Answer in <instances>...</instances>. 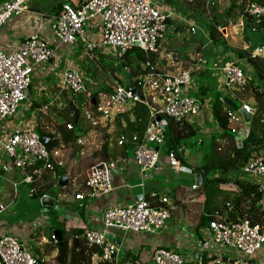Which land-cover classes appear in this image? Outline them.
Returning a JSON list of instances; mask_svg holds the SVG:
<instances>
[{
    "label": "built area",
    "instance_id": "built-area-1",
    "mask_svg": "<svg viewBox=\"0 0 264 264\" xmlns=\"http://www.w3.org/2000/svg\"><path fill=\"white\" fill-rule=\"evenodd\" d=\"M30 0H10L0 5V29L12 16H17L29 9ZM246 16L257 21L264 28V3L250 1L245 7ZM173 15L158 3V0H86L80 6L63 3L57 16L50 25V36L59 45L72 46L82 41L88 53L96 48L94 42L86 41L84 27L93 19H98L101 27L99 45L107 53L121 58L130 49H139L144 53H158ZM191 33L196 32V25H187ZM54 48L47 36L33 33L24 38L17 47L0 48V146H2L12 166L22 173L25 183L34 185L40 182L46 171H53L61 150L48 149L40 135L32 128L15 127L11 130L5 124L23 106L27 100L32 77L41 64L47 63L54 56ZM262 56L264 47H257L251 58ZM217 66H215L216 68ZM142 72L134 79L133 85L117 83L112 94L87 114L91 125L99 121L98 115L109 117L125 109L128 102H138L148 109V123L142 136L128 138L120 135L116 143L119 146L132 142L131 150H125L124 163L128 173L135 181L120 184L122 188H143L145 179L158 168L159 162H167L175 170H193L182 166L175 151H169L162 158L161 148L167 145L166 130L168 121L187 122L198 115L201 101L190 95L191 83L189 70H178L174 75L159 71L150 59L141 64ZM223 85L227 90L243 89L248 84V77L241 66L226 61L220 67ZM63 89L69 98L85 90L82 74L74 69L63 72ZM133 90L137 95L133 94ZM241 110L251 116L256 107L242 102L235 110H226L225 117L231 126L229 131L240 144L248 135L249 122L243 118ZM125 111V110H124ZM123 111V112H124ZM163 116L167 117L164 118ZM243 122V129L232 123ZM67 128L70 125L67 124ZM78 144L83 140L76 138ZM118 160L109 159L92 167L87 174L85 191L74 194L77 209L86 210L90 200L110 194L114 189L115 171ZM245 175L262 195L264 202V152L248 158L242 165ZM197 187L196 184L192 189ZM37 188V186H36ZM34 190V189H33ZM50 194L44 193L42 197ZM156 200H134L132 203L105 208L99 214L84 211L81 223L82 234L89 245L100 249L102 259L116 261L120 251L108 237L109 228H118L133 233L154 234L163 229L170 218L169 198L166 195L152 193ZM4 206L0 204V211ZM57 213L59 220H67L68 208ZM80 223V224H81ZM177 245L181 249L167 247L163 243L151 252L153 264H185L186 258L212 252L225 259L217 258L218 264H255V258L264 248V223H253L248 219L227 222L213 216L200 230L199 237L188 231L180 230ZM42 264V260L33 255L23 242L15 236L4 233L0 236V264ZM264 264V263H263Z\"/></svg>",
    "mask_w": 264,
    "mask_h": 264
},
{
    "label": "crops",
    "instance_id": "crops-1",
    "mask_svg": "<svg viewBox=\"0 0 264 264\" xmlns=\"http://www.w3.org/2000/svg\"><path fill=\"white\" fill-rule=\"evenodd\" d=\"M5 1L10 0H0V5ZM85 1L86 0H33L32 2H30L29 9L27 11L8 19L0 29V48L17 47L24 38L33 33H40L48 37L50 44L55 51L54 56L47 63L41 64L35 75L32 77L27 103L21 107L22 110H20L17 115H25L27 114L28 110L26 120L29 123H23L22 120H19L14 124L20 127L27 126L34 130L38 126V124H40L41 128L46 127L47 129H49L48 119L51 118L46 114H48L47 110H49L50 112L53 110L51 113L55 119L53 118V116H51L52 121H57V126H63L61 133L68 137V139L70 138V141H68L61 147L66 146L69 143L76 156L84 153V150L86 149L88 144V139L85 138V142H83V144H78L76 142V138H78V136L74 132L75 130H73V133H70L67 132V130L64 128V125L67 122H71L70 118L71 116H73L74 111L72 112V109L74 107V103L73 101H70L71 99L66 104L62 102L61 96L62 93H65L63 89L62 75L65 70L74 69L80 72L83 76L84 73L82 71L87 66V60L90 59L100 64L99 62L103 57L101 55L104 53L97 52V49L100 46L99 41L101 38V27L98 19H93L88 23L86 31V41H89L90 43L94 42V45L96 47L93 52L88 53L89 51H87L85 44L82 41H79L73 46L59 45L52 38V36H50V25L60 11L61 5L63 3H70L73 6L77 7L83 4ZM233 1L234 0H187L188 3H196L201 9L205 10L204 13H206L208 16L209 24L215 25L217 30L221 33V37L219 39H217L216 41H212L209 38L208 29L205 31V34L202 31L204 36L207 37V40H209L210 43L214 45V47H217L218 52L217 54L215 53L218 56L217 58L212 59L205 51H203V49H207L210 47V45H205V47L203 48H198L199 52H194V55L189 57L192 61H194L193 67H189V69L184 68L182 67V65L184 62H187V55L185 54L183 57L180 56L179 58H174L172 56L173 50L170 47L174 46L175 43H170L169 40L168 52L165 48L166 42L165 40H163L161 41L162 44L160 43L161 50L158 51L159 53H153L157 54L156 61L154 63L152 61L151 62L157 69L158 67L156 63L158 64V60L161 59V57H168L167 66L169 75H174L178 70H189L191 73L200 72V75H205V79L202 83H200L199 86H196L194 88L190 87V91L194 93L193 96H198L201 101V109L198 115L191 117V119L186 122L191 124L196 130L195 135H197V140L196 142L190 143L188 142L189 138H187L184 142H181L182 144H185V147H180V150H183V153L179 154V152H176L180 163V157H184L188 160V162L191 161V163L194 165L200 162L199 160L195 161V155H197L195 154L196 152H194V154H190V151L192 150L194 144L198 145V147H204L206 145H211L212 147L215 140H219L220 142L221 139L226 138L214 137L217 133L221 132V127L219 126L217 119H214L212 116V106L216 98L220 101L224 98V105L227 103V101H225V99L227 98L231 101L237 102L238 106L242 102H245V97L241 96L238 91H235V89L226 90L224 88L223 75L220 72V67L222 66V64L226 61L235 62L242 67L249 80L252 79L249 74L251 72L257 74L258 69L260 70L261 74L264 75V59L262 56L255 58L254 67L248 62L246 57H239L238 55H236V51L251 54L257 47H264V34H261V30L263 29L264 31V28H262V26L259 25L257 21L247 17L245 13V7L248 2H258V0H235L236 6L231 8V4ZM158 3H161L163 6H165L173 15V17H176L180 21H182L179 23L185 22L182 20L180 11L174 5H171L170 3L166 5L162 0H158ZM197 8L198 7H196V9ZM212 10L214 11L211 14ZM188 22L194 24L193 22ZM177 26H179L178 23H175L174 20H170L169 29H176ZM203 44L205 43L202 42V45ZM210 51L211 49L208 50L209 53ZM145 54L149 56L151 53ZM158 54H160L161 56L159 57ZM148 56H146V59H150ZM203 56H205L207 59V63L205 66L204 64H202ZM141 64L142 62L140 63V68ZM215 66L217 67L215 68ZM214 70L216 72L215 74H212L210 71ZM128 76L129 80H125V82L130 81L131 75L129 74ZM137 76H135L133 79H135ZM208 77H210V80L208 79ZM258 79L259 81L261 80V78H259V75ZM84 80L86 81V84L91 83L90 79L85 78ZM119 84L122 83L120 82ZM262 85H264L263 82ZM254 86L260 88L258 84H254ZM257 87L254 88L258 89ZM194 89H198L199 91H195ZM201 91L204 92V95L202 96L200 95ZM112 92L109 93L108 96H105L103 94V97L99 101L93 99V108L101 104L102 101L105 100V98L109 97L112 94ZM66 95L67 94L65 93V96ZM132 103L133 102H129L126 105V107H128V110L124 109V112H119L116 115L115 112L109 117L98 115L99 122L102 123L103 127H105L106 129L103 134L104 136L100 147V150H102V145L104 143H106L107 145L106 157L103 158L104 161L109 159L118 161L123 160V158L125 157V150H131V148L133 147L131 141H129L124 146L117 145L116 141L120 135L123 134L126 137L130 138L133 135L142 136L144 134L148 120L143 126L142 132H138V130L131 131L129 129V124L127 125V122L132 121L133 118L132 115H129L127 113L129 112ZM63 110H65V113L63 112ZM223 110L224 111L222 112L221 116L224 117L225 111L227 110L226 106H224ZM3 125H6L9 130L15 128L14 125H11L7 122ZM226 126L228 130L231 127L228 121L227 124L225 122V127ZM59 130H57L56 133L58 136H61L62 134ZM166 132L168 133V128ZM75 135L76 137L74 138ZM219 144H221V142ZM61 147L58 148L61 150V152L58 156V159L56 160L60 164H56L53 171H46L40 182L32 185L23 181L22 173L20 172V170L12 166L11 160H9L8 158L6 159L3 153L4 150L2 146H0V199H2L3 197L9 198V202L7 204H3L2 202H0V204L4 206V209L0 211V214H3L2 212L5 209H9L11 214L17 215L14 213L17 203L23 199H28L29 197L35 198V193L37 191L36 186L40 187L38 190H41L40 192H42V195L45 192H50V194L46 197H42V195L36 197L39 201V210H37L31 216V219L29 220V222H27L26 227L22 228L15 223V225H8V221H6V219L0 220V236L5 233L3 232L4 230L2 229V226H4L7 232H9V234L13 236L20 235L21 239L19 240L23 242L24 246H26L33 255L42 260V264H96L99 262L102 264H148L153 263L150 260L151 252L154 250V248L163 243H166L167 247L173 249H181V247L177 245V238L179 239L180 230L188 231L189 233L199 237L200 230L207 223V220H204V213L207 207L205 204L207 198L205 193H207L208 191H206L205 189L204 191H202L205 192L204 197L202 195H197V193L199 192L198 189L201 188L203 182L201 185H197V187L195 188L197 190L192 189V186L196 184V173L194 171L192 174L186 170H175L167 162L161 161L159 162L156 171L150 174L145 179L143 188L136 187L131 190L129 188L119 187L123 182L130 180L132 181V183H134L135 181H137L131 174L128 173L127 169L124 166V163L119 161L118 170L115 171V189L106 196H101L90 200L88 208L86 210L77 209L76 207H74L77 204V202L74 200V194L80 191H85V181L87 174L94 166L90 167L86 171L83 182H81L79 186L75 187L76 183L73 182L70 175L71 166L69 167L66 165V155L62 151ZM166 147L167 145H165L164 147V154H161L162 158L165 156V154L168 153L166 151ZM261 153L262 152H260V154ZM201 157L202 154L200 155V159ZM191 163L189 162L188 166L183 165L182 163L181 165L192 170L193 165ZM57 169L64 171L62 176L65 175L68 177L67 186L61 187L66 188V190H60L56 192L52 191V189H50L49 191L44 190L45 184H47L48 182L47 180L55 178L54 171ZM180 175H188L194 178V181L191 183L190 191H188L187 188L184 187L181 181L182 176ZM3 179L9 182V185L7 187H5L1 182ZM22 183L24 185H28V189H17V186ZM248 183L251 182L249 181ZM71 186H74L76 188V190H74L72 194L67 193L68 190L70 191ZM170 190H173L174 192L173 199L168 194ZM200 190H202V188ZM152 193L168 196V207L170 209V218L168 220L172 219L173 217H177V223L172 227H168L167 220V224H165L163 229L154 234L133 233L118 228H109L108 237L116 245L119 246L120 251L117 255L116 261L114 260L113 262H110L109 260L102 259L100 249L97 246L89 245L83 237L82 230L86 222L83 221V223H81V220L84 217V211L99 214L105 208L130 204L134 200H138L139 196H141L140 199L144 198L149 200L151 203H156V200L150 197ZM177 200H180L182 204L186 203L187 201H190L189 203L195 202L196 210H198L199 213L195 210H191L190 213L183 214V212L181 211L182 205H178ZM214 200L216 201L214 202V204L219 208V211L213 214L216 216L220 212V207L216 197ZM65 208H68L67 210H69L67 220H58L56 214L66 211ZM185 208H188V204ZM189 214H191V218L188 217ZM194 214L195 217L192 218ZM233 218L234 213L227 215V219L236 221ZM54 230L62 231L60 246L56 245V239L53 235ZM77 231H80L81 233L77 234ZM38 232V238L35 239V237L37 236L36 233ZM33 239L35 241L34 244L32 243ZM63 242H65V248L63 251H59L58 249L62 247ZM204 256H206L205 260L203 258ZM217 258H221L223 260L225 259L221 255H215L212 252H209L208 254H203L201 257L199 255V258L197 256L191 255L190 257L186 258L185 264H192L191 262H196L197 264H218L215 262ZM254 263H264V248L257 255Z\"/></svg>",
    "mask_w": 264,
    "mask_h": 264
},
{
    "label": "rangeland",
    "instance_id": "rangeland-1",
    "mask_svg": "<svg viewBox=\"0 0 264 264\" xmlns=\"http://www.w3.org/2000/svg\"><path fill=\"white\" fill-rule=\"evenodd\" d=\"M33 0H31L30 2H32ZM164 1V4L168 5V3H170L171 5H174L176 8H178V10L180 11L182 20L185 21L183 23H179L182 22L180 21L178 18L173 17L172 19L175 21V23H178L179 26L176 27V29H169L166 32L165 35V42H166V51L168 52V40L170 43H175L174 46L170 47L173 51V57L174 58H179L180 56H184L185 54L186 56V60L187 62H184L182 67L184 68H188L189 67H193V63L194 61H192L189 57L194 55V52H199L198 48H203L205 47V45H210L209 48L207 49H203V51H205L208 56H210L212 59L217 58L218 56L216 55L218 50L217 47H214V45L212 43H210L209 40H207V37L204 36L205 31L207 30V27L205 26L206 24H209V20H208V16L206 13H204L205 10L201 9L199 7V5H197L196 3H188L187 0H162ZM173 1V3H172ZM29 2V5H30ZM196 7H198L196 9ZM214 10H212L211 14L213 13ZM185 16V17H184ZM15 16H12L11 18H13ZM180 17V16H179ZM188 21L193 22L196 25V32L195 33H191L189 31L188 28ZM89 23V22H88ZM88 23L85 25L84 27V33H85V38H87V25ZM170 25V24H169ZM203 31V33H202ZM264 34L263 29L261 30V34ZM180 41V42H178ZM202 42H204L205 44L202 45ZM162 44V43H161ZM73 46V45H72ZM164 48V47H163ZM105 48L103 46H99V48L97 49V52H101L103 53L101 56L102 60L99 62L100 64H98L97 62L93 61V60H87V66L86 68L83 69V77L84 79H90L91 83L86 84L85 82V90L76 94H72V99L69 98L67 95V97L65 96V93H62V102H64L65 104L70 100L73 101L74 103V107L72 109L73 112V116H71L70 121L71 122H67L64 125V128L67 130V132L73 133V130H75L74 132L77 134L78 137H80L83 142H85V138L88 139V144L86 149L84 150L83 154H79L78 156H76V154L73 152L72 147L69 145V143L66 146L61 147L62 151L65 153L66 155V165L67 166H71L70 167V175L71 178L73 180L74 183H76L75 187L79 186V184L81 182H83L84 178H85V173L86 171L92 167L97 165L100 162H103V154H102V150H100L101 147V142L103 140V134L105 132V127H103L102 123H100L98 121V123L96 125H91V122L88 120L87 118V114L90 113L93 110V103H91V97L93 93H97V99L96 101H99L102 97L103 94L105 96H108L109 93L112 92V90L114 89V87L116 86L117 82L120 83L118 80L122 79L124 80V85H128L129 83L125 82V80H129V70L125 69V68H121L120 67V59L117 57V55H111L109 53L106 52V50H104ZM180 49V50H178ZM210 53L208 52V50H210ZM161 50V48L159 49V51ZM183 50V51H182ZM186 50V51H184ZM159 53V52H158ZM216 53V54H215ZM158 56L160 57L161 55L158 54ZM196 57V56H194ZM203 59V63L204 66L207 63V59L205 56L202 57ZM168 57H161V59L158 60V64L156 63L157 67L159 70H162L163 72L168 73ZM166 68V71H165ZM195 68V67H194ZM102 70V72H101ZM193 70V69H192ZM195 71V70H194ZM212 74H215V70L214 71H210ZM218 72V71H217ZM191 73V72H190ZM246 74V73H245ZM249 74V73H248ZM116 75V78L114 77ZM250 77L252 79H250L248 81V84L245 88L243 89H238L235 91H238V93L245 97V102L248 104H253V106H255L256 108L259 107V101L257 99L254 98L253 96V92H254V84H258L259 87H262V82L264 83V79L263 81H259L258 79V75L254 72H251ZM191 83L188 86L189 89L190 87L194 88L196 86H199L200 83L203 82V80L205 79V75H200V72H192L191 73ZM208 79L210 80V77H208ZM258 88V87H257ZM195 91L198 89H194ZM199 91V90H198ZM190 95H194V93H192L191 91H189ZM29 95V94H28ZM253 97V98H252ZM253 99V100H252ZM23 105L27 103V100H24ZM129 103V102H128ZM127 103V104H128ZM126 104V105H127ZM125 105V107H126ZM215 105V102L213 103V106ZM65 106V105H64ZM19 110H22V108L20 107ZM125 110H128V107L125 108ZM48 114H46L47 116H49L51 119H48V125H49V129H52L54 131H57L56 127V122L54 123L52 121V111L50 112L49 110ZM63 112L65 113V110H63ZM71 112V113H72ZM17 114H15L11 119H8L7 123H10L11 125H14L15 127H20L17 126L16 124H14L15 122H18L19 120H22L23 123H29L26 120V116L28 115V110H27V114H23V115H19L17 116ZM164 118H167L165 116H163ZM54 118V116H53ZM55 119V118H54ZM73 119V120H72ZM69 124L70 128H67L66 125ZM232 125H234L235 127H237L238 129H243V122L239 121V122H234L232 123ZM25 127V126H22ZM62 128L63 126H61L60 129V133L62 132ZM218 133L215 135L217 136ZM190 143L196 142L197 140V135L192 136L191 138L188 139ZM206 142V141H205ZM221 142V144H219ZM219 142V140H215L212 147L210 146H199L194 144L192 147V150L190 151V154H194V152H196L195 154V161L199 160L200 162L196 165L202 164L203 163V159H204V155H210L212 152H216V157H218L219 159L221 158L222 155L228 153V152H233L234 150V146L237 145V141H232L230 139L227 138H223L221 139V141ZM92 144V145H90ZM99 146V147H98ZM164 147L161 148V153H163ZM4 153V152H3ZM202 154V157L200 159V155ZM232 156L234 155L233 153ZM213 155V153H212ZM4 156L7 159L6 154L4 153ZM250 157H256L254 155L249 156ZM64 158V157H63ZM244 159V158H240L238 160V166H236L234 168V170L227 175V180L225 183L219 184V188L222 189V191H226V196L225 195H215V197L217 198V202L219 203V207H220V212L216 215L219 219L221 220H226L228 222H233V220L227 219V215L229 214H233L234 213V219L236 221L238 220H243V219H249L248 217V213L247 210L249 208V205L247 204L246 200H242L241 203L239 204V206L235 209L234 203H233V198L236 194H238V192L242 191V187H239L238 183H243L246 182L248 183L249 181H251V178H249L247 175H245L243 173L242 170V165L243 163L248 159ZM191 163V161H189ZM192 164V163H191ZM193 167L196 166L194 164H192ZM192 167V166H190ZM192 167V168H193ZM221 170L215 169L214 172V176H216L217 174H220ZM182 176V183L184 185L185 188H187L188 191H190V187H191V183L194 181V178H192L191 176L188 175H180ZM213 175H209L208 177H211ZM185 179V180H184ZM5 187H7L9 185V182L5 179H3L1 181ZM58 185V184H57ZM28 185H24L23 183L17 186V189L23 190V189H28L27 187ZM58 187L61 186H57V187H53V191H60V189ZM74 186L70 188V191L68 190L67 193L72 194V192L74 190H76ZM208 185L206 184L204 186V188H207ZM79 188V187H78ZM77 188V189H78ZM202 188V187H201ZM201 188L198 189V196H203L204 197V192H202L203 190H200ZM197 190V189H195ZM76 192V191H75ZM169 196L173 199L174 198V192L173 190H170L168 192ZM225 197V198H224ZM227 202L228 204H226V208L224 209L222 202ZM0 202H2L3 204H7L9 202V198L8 197H3L2 199H0ZM190 201H187L186 203L182 204L180 202V200H177L178 205H182L181 206V211L184 213H190L191 210H195L196 212L199 213L198 210H196V204L195 202L189 203ZM181 203V204H180ZM217 203V204H218ZM188 204V208H185L186 205ZM222 204V205H221ZM185 206V207H184ZM39 210V201L37 200V198L32 197V198H26L23 199L21 201H19L17 203L16 206V210H15V214L17 215H13L10 213L9 209H5L2 213L0 214V220H5L8 221V225H19L22 228L26 227L27 222H29V220L31 219V216L37 211ZM193 214V213H191ZM191 214H189L188 217L191 218ZM195 217V214L193 215L192 218ZM198 217V215H197ZM176 218L177 217H173L172 219L168 220V227H172L174 224H176ZM259 219H261L259 221V223H264V216L259 215ZM57 221V220H56ZM15 223V224H14ZM166 223V224H167ZM2 229L4 230L3 232L8 233L7 230L5 229L4 226H2ZM21 229V228H19ZM37 236L35 237V233H34V237L35 239L38 238V233H36ZM16 236V235H15ZM18 237V239H21L20 235L16 236ZM24 238V237H23ZM34 239L32 241V243L34 244ZM192 264H197L196 262H191ZM96 264H102V263H96ZM148 264H153V263H148Z\"/></svg>",
    "mask_w": 264,
    "mask_h": 264
},
{
    "label": "trees",
    "instance_id": "trees-1",
    "mask_svg": "<svg viewBox=\"0 0 264 264\" xmlns=\"http://www.w3.org/2000/svg\"><path fill=\"white\" fill-rule=\"evenodd\" d=\"M259 3H264V0H258ZM235 0L231 4V8L235 7ZM208 29V35L210 40L216 41L221 37V33L217 30L216 26L213 24L206 25ZM236 55L239 57H246L248 62L254 66V60L251 58V54H247L246 52H240L236 51ZM146 55L143 51L139 49H130L120 58V67L128 69L129 74L131 75L130 81H126L129 83L128 85L135 84L134 77L137 76L139 73H141L140 63L143 62L146 59ZM157 54L151 53L148 57L150 60L154 63L156 61ZM255 67V66H254ZM257 74L259 75V78L261 80L264 79V75L261 74L260 70H257ZM116 78V75L114 76ZM119 82L124 84V80L119 79ZM264 84V83H263ZM127 85V86H128ZM126 86V85H125ZM200 95H204V92L201 91ZM93 97H91V103H93V99H97V93L92 94ZM253 96L255 99L259 101V107L256 108L255 113L253 116H251L250 122H249V132L246 138L237 145H235L233 152H228L221 156L219 159L216 157V152H212L210 155H204L203 163L196 165L192 168V170L198 174H202L203 176V184L201 185L202 190L204 189L208 191L205 193L206 195V210L204 213V220L209 221V219L215 212L219 211V208L214 204L216 202L215 195L219 194L222 189L219 188V184L225 183L227 178H222L221 175L223 174H229L230 171L232 172L236 166H238V160L240 158H248L251 155L258 156L260 152H264V85L258 89H254ZM224 100V98H223ZM219 100L216 98L215 105L212 106V116L214 119H217V122L219 123V126L221 127V132L218 133L217 136L214 137H226L233 142L236 141L235 137L231 132L227 129V126L225 127V122L227 124L226 117L221 116L222 112L224 111V106H226L227 110H235L238 108V104L235 101H231L228 98L225 99L227 103L224 105V101ZM71 108V107H70ZM129 115H132V121L127 122V125L129 124L130 130H138V132L143 131V126L146 124L148 120V109L145 105L133 102L130 106L129 112H127ZM67 121V120H66ZM61 126H57L56 129L59 130ZM35 131L40 135V137H47L48 141L46 143V146L48 149H54L59 148L68 141V137H66L64 134L61 136H58L56 131L47 129L46 127L38 126L35 128ZM60 131V130H59ZM196 133V130L193 128V126L189 123L182 122V123H174L172 121L168 122V133L166 134L167 139V147L166 151H175L179 152L180 147H185V144L181 143L184 142L187 138H191ZM76 135L74 136V138ZM107 152V145L104 143L102 145V154L103 157H106ZM233 153L234 155L232 156ZM180 161L183 165L188 166L189 162L184 157H180ZM190 167V166H189ZM215 169L221 170L220 174H217L214 176ZM64 171L62 170H55L54 171V179H48L47 184H45L44 190L49 191L50 189H53V187H57V178L59 176H62ZM213 175L211 177H208L209 175ZM47 179V177H46ZM208 185L207 188H204L205 185ZM240 184V185H239ZM239 187H242V191L238 192L234 196V206L235 209L239 206L242 200H246L247 204L249 205V208L247 210L248 217L251 222L253 223H259L261 219H259V215L264 216V202H262V195L256 190V186L252 183H238ZM60 190H66V188L58 187ZM42 189V188H41ZM41 190L37 191V194L35 197H38L42 195L40 193ZM53 191V190H52ZM221 195L226 196V191L220 192ZM225 198V197H224ZM227 202H222L223 207L226 208L225 204ZM221 204V205H222ZM234 219V218H233ZM60 229V227H59ZM80 231H77V234H80ZM65 248V242H63V245L61 248H59V251H63Z\"/></svg>",
    "mask_w": 264,
    "mask_h": 264
},
{
    "label": "water",
    "instance_id": "water-1",
    "mask_svg": "<svg viewBox=\"0 0 264 264\" xmlns=\"http://www.w3.org/2000/svg\"><path fill=\"white\" fill-rule=\"evenodd\" d=\"M133 94L134 95H137V92L135 91V90H133ZM94 102V101H93ZM241 113H242V115H243V118H244V120L246 121V122H249V120H250V115L248 114V113H246V112H244L243 110H241ZM41 141L44 143V144H46L47 143V141H48V138L47 137H41ZM183 153V150H180L179 151V154H182ZM177 155V154H176ZM115 173V172H114ZM221 177L222 178H226L227 177V174H224V175H221ZM195 182H196V185H201L202 184V182H203V176H202V174H200V173H198V174H196V176H195ZM57 184L59 185V186H61V187H65V186H67V184H68V177L67 176H60L59 178H58V180H57ZM140 197L141 196H139V198H138V200H140ZM53 235H54V237H55V239H56V245L57 246H60L61 245V239H62V231L61 230H54L53 231ZM198 258H199V256H197ZM204 258V260L206 259V256H204L203 257ZM38 264H40V262H38Z\"/></svg>",
    "mask_w": 264,
    "mask_h": 264
},
{
    "label": "clouds",
    "instance_id": "clouds-1",
    "mask_svg": "<svg viewBox=\"0 0 264 264\" xmlns=\"http://www.w3.org/2000/svg\"><path fill=\"white\" fill-rule=\"evenodd\" d=\"M263 28V27H262ZM29 94V93H28ZM11 119V118H10ZM251 119V118H250ZM249 122H250V120H249ZM60 177V176H59ZM58 177V178H59ZM58 178H57V180H58ZM40 187H37V191H38V189H39ZM37 191H36V193L35 194H37ZM40 193H42V192H40Z\"/></svg>",
    "mask_w": 264,
    "mask_h": 264
}]
</instances>
